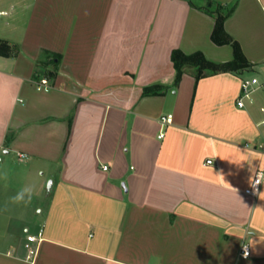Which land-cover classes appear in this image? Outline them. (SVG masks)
Instances as JSON below:
<instances>
[{"label": "crops", "instance_id": "obj_1", "mask_svg": "<svg viewBox=\"0 0 264 264\" xmlns=\"http://www.w3.org/2000/svg\"><path fill=\"white\" fill-rule=\"evenodd\" d=\"M210 2L252 66L176 81L174 49L234 57ZM0 38V264H264V0H0Z\"/></svg>", "mask_w": 264, "mask_h": 264}, {"label": "trees", "instance_id": "obj_2", "mask_svg": "<svg viewBox=\"0 0 264 264\" xmlns=\"http://www.w3.org/2000/svg\"><path fill=\"white\" fill-rule=\"evenodd\" d=\"M202 8L215 17V25L211 37L217 44H231L233 47L234 57L229 61H216L206 57L203 51L197 50L192 53H185L181 49L172 51V60L176 68V81L186 69H192L196 79L212 73L223 71L238 72L248 69L252 63L242 51L241 45L225 29V20L232 13L235 4L221 2H210L203 4ZM19 51L16 44H10L7 40L0 38V54L14 55ZM53 61L54 58H53ZM55 70H48L46 73L49 77L55 76ZM152 88V87H151ZM149 88V89H151ZM148 89V90H149ZM153 89V88H152Z\"/></svg>", "mask_w": 264, "mask_h": 264}, {"label": "built area", "instance_id": "obj_3", "mask_svg": "<svg viewBox=\"0 0 264 264\" xmlns=\"http://www.w3.org/2000/svg\"><path fill=\"white\" fill-rule=\"evenodd\" d=\"M37 83L38 89H48L50 87L49 81L47 78H42ZM258 79L253 77L249 80H244L242 83L241 94L237 100V103L240 107L245 105V99L251 96V93L258 87L257 85ZM173 121L172 114H164L160 117V122L165 125L169 124ZM261 125L264 126V119L261 121ZM160 136L163 135V132L159 134ZM246 146H249L250 143L246 142ZM256 148L260 150L264 157V142L258 143ZM208 163L212 162V159L207 160ZM104 169L108 168V165H103ZM264 184V165L260 167L254 174L252 182L244 189L246 194L251 196H258L261 191V187ZM42 231H39L37 234H28L27 236V246H28V258L34 260L38 254V250L40 247V242L42 240ZM241 255L244 257L250 256L251 250L248 243H244L241 246Z\"/></svg>", "mask_w": 264, "mask_h": 264}, {"label": "rangeland", "instance_id": "obj_4", "mask_svg": "<svg viewBox=\"0 0 264 264\" xmlns=\"http://www.w3.org/2000/svg\"><path fill=\"white\" fill-rule=\"evenodd\" d=\"M245 77H248L249 79H252L253 77H256L258 79V83L257 85L259 86L260 85V88L257 92H253L251 94V97L254 98V96H257L258 97H264V76L262 75L261 71H259V69L255 70V71H245V74H244ZM50 179L46 180L45 182V186H46V189L48 187V182H49Z\"/></svg>", "mask_w": 264, "mask_h": 264}, {"label": "water", "instance_id": "obj_5", "mask_svg": "<svg viewBox=\"0 0 264 264\" xmlns=\"http://www.w3.org/2000/svg\"><path fill=\"white\" fill-rule=\"evenodd\" d=\"M52 183H53V181H52V179H50L49 182H48V187H47V191L48 192H50V190L52 188Z\"/></svg>", "mask_w": 264, "mask_h": 264}]
</instances>
